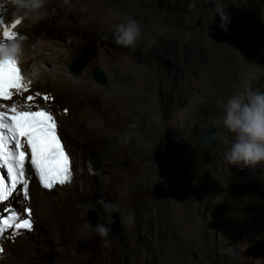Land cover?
<instances>
[{
    "label": "rangeland",
    "instance_id": "rangeland-1",
    "mask_svg": "<svg viewBox=\"0 0 264 264\" xmlns=\"http://www.w3.org/2000/svg\"><path fill=\"white\" fill-rule=\"evenodd\" d=\"M88 2L92 7L79 11L109 18V39H104L111 44L114 25L126 18L137 21L140 42L131 54L140 57L144 79L130 84L114 69V81L128 84L133 97L141 96L131 101L141 111L135 110L128 122L116 119L112 110L106 118L111 132L102 137L118 144L111 154L114 171L102 193L104 181L95 175L100 190L92 199L103 195L109 203L101 211L93 206L66 209L79 256L65 264H100L104 242L128 259L129 249L122 243L130 231L135 232L142 264H255L254 257L264 252V162L251 167L228 164L224 153L234 134L222 120L230 97L245 87L264 92V0ZM170 2H175L173 7ZM222 12L228 17L225 28L220 26ZM154 73L158 82H148ZM107 82L105 77L104 84L96 83ZM172 120L177 122L175 134L170 132ZM206 124L218 128L207 163L199 145V130ZM157 154L167 155L168 162L158 161ZM130 213L134 223L122 225ZM97 224L109 229L108 237L96 233ZM80 225L86 226V233H75ZM243 238L250 239L247 254L234 245Z\"/></svg>",
    "mask_w": 264,
    "mask_h": 264
},
{
    "label": "bare ground",
    "instance_id": "bare-ground-1",
    "mask_svg": "<svg viewBox=\"0 0 264 264\" xmlns=\"http://www.w3.org/2000/svg\"><path fill=\"white\" fill-rule=\"evenodd\" d=\"M92 4L93 2L88 0H67V2L48 0L45 8L47 16L44 20L35 24L30 20H22L15 28L12 26L17 20L11 5L0 7V21L3 22L0 24V39H6L3 36L5 28L15 31L17 37L21 35L25 37L22 42L24 60L17 64L23 77L22 83H29L24 79V74L30 71L33 64L41 69L40 77L32 80L27 92L16 94L15 89H10L13 93L12 100L0 101L4 104V109L0 110H7L13 103L25 108L40 103L42 106L36 105L35 108H43V106L51 108L49 111L57 123V134L70 158L72 170L70 182L63 185L55 184L53 188L46 189L39 186L33 171L26 167L29 185L27 199L22 186L18 185L19 190L15 191L7 201L0 202V215L6 212L5 208L9 211L13 210V205L16 204L19 206L17 212L20 216H31L33 228L27 231L17 230L20 235L14 239L6 234L0 238V248L3 249L0 252V264L74 262L79 253L72 243L73 233L65 217L66 209L76 208L82 211L84 206H93L101 211L109 203L101 193L109 186L110 175L114 171L111 169L113 161L111 154L118 144H113L108 137H102L104 134L107 135V132H111V127L106 126V118L112 110L113 116L118 120L128 122L134 119L136 113L134 111L141 110L138 104L134 105L131 101L138 102L142 99L139 95L133 97L129 94L128 84L119 80L114 81L116 77L114 69H119L122 79L127 76L128 83L143 81L140 72L144 69L139 56L131 54L129 49L115 42L111 44L104 39H109L105 30L111 25L109 18L90 17L79 11L83 7L91 8ZM105 12L106 15L110 14ZM93 25H99L100 29L93 28ZM138 42H140L139 37L137 44ZM69 64L76 66L79 72L76 74L71 72L67 67ZM94 65H99L103 69L104 76L108 80L106 86L94 81L92 76ZM107 66L110 70L106 68ZM147 81L157 83L156 74L149 75ZM29 96L33 97L32 101L27 99ZM46 96L49 99L45 100ZM176 123L172 120L169 125L172 134L177 129ZM167 157L165 154L155 155V158L163 163L168 162ZM95 175L101 177L102 182L104 181L101 190L94 183ZM147 177L152 186V174L148 173ZM98 190L101 192V197L92 199ZM230 219L231 223L238 222H234L235 219L232 218L227 220ZM74 231L76 234L78 232L83 234L87 232V228L80 225ZM134 234V231H130L128 238L122 243L125 249H129L128 259L122 252L112 249L104 242L101 246L100 264H142L144 257L134 246ZM248 242L250 239L243 238L237 240L234 245L238 246V251L242 254H247ZM254 259L255 264H264V252L257 254Z\"/></svg>",
    "mask_w": 264,
    "mask_h": 264
},
{
    "label": "snow or ice",
    "instance_id": "snow-or-ice-1",
    "mask_svg": "<svg viewBox=\"0 0 264 264\" xmlns=\"http://www.w3.org/2000/svg\"><path fill=\"white\" fill-rule=\"evenodd\" d=\"M3 22L0 21V24ZM20 21L13 24V28ZM3 36L11 38L17 36L15 31L5 28ZM23 77L14 61H0V101H11L15 89L16 94L27 92L29 84L22 83ZM29 101L33 97L27 98ZM49 97H45V100ZM35 105L26 108L13 103L7 110H0V166L7 168L4 176H0V202L7 201L17 190V185L22 186L25 199L28 197V179L26 167L30 165L37 173L39 180L45 188H53L55 184H65L71 181L69 156L62 146L57 134V123L50 111L43 109L33 110ZM0 109L4 104L0 103ZM27 162V163H26ZM10 179L11 184L5 183ZM4 211H9L5 208ZM13 210L6 220L0 221V238L5 229L31 230L33 222L30 217L21 219L13 224L17 218ZM20 235L19 231H13L9 238L14 239ZM3 249L0 248V252Z\"/></svg>",
    "mask_w": 264,
    "mask_h": 264
},
{
    "label": "clouds",
    "instance_id": "clouds-1",
    "mask_svg": "<svg viewBox=\"0 0 264 264\" xmlns=\"http://www.w3.org/2000/svg\"><path fill=\"white\" fill-rule=\"evenodd\" d=\"M47 2L48 0H0V7L11 5L16 20H30L35 24L46 18ZM220 16V26L225 28L228 17L223 12ZM113 29L115 43L134 52L138 37L141 36L137 21L126 18L125 22L114 25ZM24 39L22 35L0 39V61L21 63L24 60ZM40 75V67L33 64L30 71L24 74V79L26 82H32ZM222 123L229 133L234 134L231 146L224 153L228 164L251 167L264 162V92L245 87L243 92L230 97L224 105ZM129 223H134L131 213L121 221L122 225ZM95 231L102 238L108 237L109 229L103 225L97 224Z\"/></svg>",
    "mask_w": 264,
    "mask_h": 264
},
{
    "label": "water",
    "instance_id": "water-1",
    "mask_svg": "<svg viewBox=\"0 0 264 264\" xmlns=\"http://www.w3.org/2000/svg\"><path fill=\"white\" fill-rule=\"evenodd\" d=\"M67 67L71 72L75 74L79 72V69L73 64H69ZM92 76L97 83L100 84L105 83L104 73L98 66H95L93 68ZM217 132H218L217 126L213 124H206L205 126L201 127L199 130V145L202 147L201 159L205 163L210 161L208 150L211 148ZM89 220L91 222H94L95 216L93 215V218H89Z\"/></svg>",
    "mask_w": 264,
    "mask_h": 264
},
{
    "label": "trees",
    "instance_id": "trees-1",
    "mask_svg": "<svg viewBox=\"0 0 264 264\" xmlns=\"http://www.w3.org/2000/svg\"><path fill=\"white\" fill-rule=\"evenodd\" d=\"M175 4V2H170V6L173 7V5ZM181 5V4H180Z\"/></svg>",
    "mask_w": 264,
    "mask_h": 264
}]
</instances>
